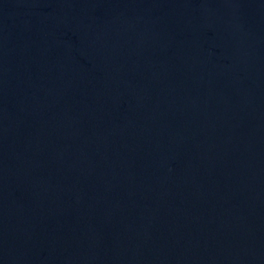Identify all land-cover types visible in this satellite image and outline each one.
<instances>
[{
	"label": "water",
	"instance_id": "1",
	"mask_svg": "<svg viewBox=\"0 0 264 264\" xmlns=\"http://www.w3.org/2000/svg\"><path fill=\"white\" fill-rule=\"evenodd\" d=\"M0 264H264V0H0Z\"/></svg>",
	"mask_w": 264,
	"mask_h": 264
}]
</instances>
